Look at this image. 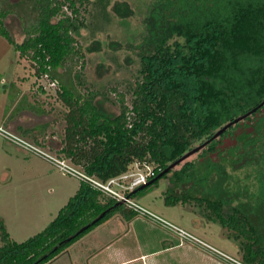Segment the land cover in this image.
<instances>
[{
    "label": "trees",
    "instance_id": "trees-1",
    "mask_svg": "<svg viewBox=\"0 0 264 264\" xmlns=\"http://www.w3.org/2000/svg\"><path fill=\"white\" fill-rule=\"evenodd\" d=\"M85 1L20 0L0 11V34L58 81V97L70 108L64 158L104 181L135 162L154 166L156 176L131 193L134 199L170 176L182 191H168L166 204L200 205L239 241L243 264H264V105L252 111L264 100V0H149L130 103L113 88L118 112L100 103L98 91L83 94L69 67L79 52ZM111 1L96 2L107 14ZM25 3L33 5L32 14L20 7ZM15 7L28 29L22 42L4 23ZM124 7L114 6L117 12ZM230 137L234 142L224 145ZM199 145L204 146L193 159L160 176ZM230 170L250 171L244 181ZM251 178L256 181L249 185ZM115 215L141 214L81 180L54 220L25 241L14 240L0 220V264H47Z\"/></svg>",
    "mask_w": 264,
    "mask_h": 264
},
{
    "label": "rangeland",
    "instance_id": "rangeland-1",
    "mask_svg": "<svg viewBox=\"0 0 264 264\" xmlns=\"http://www.w3.org/2000/svg\"><path fill=\"white\" fill-rule=\"evenodd\" d=\"M19 1L0 0V11L3 7L11 8L10 4ZM96 1H85L82 6L80 5L85 25L80 27V35L76 37L79 54L73 57L69 67L74 75L76 87L82 90L83 94L87 95L90 90L98 91L100 103L108 110L118 112L119 92L126 93L127 102L130 103V91L139 76L141 60L137 52L145 33L142 19L148 9L149 0H112L111 11L108 9L107 14L101 12ZM118 4L121 7L125 6L123 11L117 12L114 8ZM22 6L27 13H33L31 3H25L20 7ZM18 10L15 7L14 11L17 12H11L4 23L14 39L22 42L28 29L22 18L24 17L21 14L22 10L21 13ZM114 87H117L119 92L114 91ZM24 110L29 111L22 113ZM68 110L70 108L58 97L56 87L38 69L31 54L21 55L13 44L0 34V220H3L11 237L18 242L37 234L53 221L59 210L77 192L81 179L65 172L47 156L12 141L8 138V133L13 134L9 131H17L19 125L39 128L28 134L21 132L25 137L23 139L43 148L48 152L47 155L50 153L53 157L62 159L64 154L60 149L63 145ZM41 111L42 114L37 113ZM224 142V145H228L234 142V138H227ZM197 152L191 153L183 160L193 159ZM67 160L71 162L70 159ZM131 169L139 171L138 164L133 163ZM249 171H239L235 174L230 170V173L245 181L244 176H247ZM253 181L256 180L251 178L247 184ZM202 190L201 188L200 191ZM168 191L173 194L182 191V187H174L170 176L161 178L157 184L141 191L135 196V200L171 224L193 234L202 242L182 238L175 229L167 226L183 241L185 239L197 243L201 248L195 245L198 252L193 250L189 255L187 253V258L185 257L187 250L182 249L184 257L181 263L173 259L167 263L162 261V264L243 263V250L239 241L230 238L228 231L217 219L208 218L202 207L194 202L166 204L165 196ZM192 193L196 195V192ZM197 195L202 194L198 192ZM156 222L154 220L152 224H138L136 228L133 226L130 232L126 230L128 228L126 223V227H123L124 243L130 242L132 238L133 242L136 241L132 231L142 235L140 239L143 242L142 231L153 230L160 225V222ZM103 229L105 235L102 240L108 238L111 232L105 227ZM113 235L110 241L113 240ZM88 238L85 237L69 247L47 264H88L96 251L104 249L97 243L99 239L91 247L85 244ZM214 249L224 252L229 257ZM162 255L160 253L157 259L163 260Z\"/></svg>",
    "mask_w": 264,
    "mask_h": 264
},
{
    "label": "crops",
    "instance_id": "crops-1",
    "mask_svg": "<svg viewBox=\"0 0 264 264\" xmlns=\"http://www.w3.org/2000/svg\"><path fill=\"white\" fill-rule=\"evenodd\" d=\"M37 129L39 130V128L36 127L31 128V130L34 132L37 131ZM28 130L26 132L27 134L29 133ZM143 217L144 216L140 218V216H138L133 219H126L121 215H115L105 223L90 231V234L87 233L81 237L79 240L73 243L70 248L85 237L88 238V235L89 238L86 240L85 244L90 247L99 239L97 243H99V246L104 247V249L101 251H96V253H94V255L88 261V264H162V261L167 263L171 262L173 259L174 261L181 263L183 262L182 257H184L182 249L187 250V252H185L186 258L191 253V251L194 250L198 252V249L195 246L198 245L197 243H193L185 239L183 241V239L176 232L172 231V229L167 227L163 222L152 218L151 220L148 218V216H145L146 219ZM145 220L147 222H145ZM154 220L155 222L157 221L156 223L160 222L159 224L163 227L158 225L153 230L142 231V234L144 235V240L142 238L143 242H141L140 239L142 235L132 231L136 241L133 242L132 238L130 242L124 243L125 234L123 233V227H126V223L128 224V228H126V230L131 231L133 226L136 228V225L138 224H152ZM103 227L111 231L108 238H105L104 240H102L103 235H105ZM112 235L113 240L110 241V237ZM198 247L201 248L200 245H198ZM160 253L163 254V260L162 258L157 259ZM175 254H179V256Z\"/></svg>",
    "mask_w": 264,
    "mask_h": 264
},
{
    "label": "built area",
    "instance_id": "built-area-1",
    "mask_svg": "<svg viewBox=\"0 0 264 264\" xmlns=\"http://www.w3.org/2000/svg\"><path fill=\"white\" fill-rule=\"evenodd\" d=\"M45 75L46 77L50 79L51 84L56 87V91L58 92V89H59L58 81L56 79H52L49 76V74H45ZM8 138H11L12 141L19 143L21 146L27 149L30 148V150L35 151L38 154L47 156V158L53 161L58 167L63 169L65 172L79 177L82 181L88 182L90 185L100 190L106 196L114 198L122 203H125L129 208L136 210L141 215H145L157 221L163 222L166 226H171L173 229L176 230V232L182 238L194 239L195 241L198 240L199 242H202L200 239H198L193 234L189 233L183 228H180L176 225L171 224L170 222L166 221L165 219H163L156 213L147 209L146 207L138 203L131 196V193L133 191H135L138 187L147 184L153 177L156 176L157 171L155 170L154 166L149 165V164H144V166L142 167L139 162H135L138 164L139 171H133L131 169V166L133 165L132 164L129 168V171L119 176L111 177L108 180L104 181L95 176L88 175L82 168H80L79 165L74 164L72 161L69 162L67 158L63 157L62 159H59L57 157H53L52 154L50 155V153L49 155H47L48 152H46L43 148L27 142L23 138H19L16 135L10 134V133H8ZM214 250L218 251L219 253L225 256L227 255L218 249H214ZM226 257H229V255H227ZM230 259L232 258L230 257ZM240 264H243V263H240Z\"/></svg>",
    "mask_w": 264,
    "mask_h": 264
},
{
    "label": "water",
    "instance_id": "water-1",
    "mask_svg": "<svg viewBox=\"0 0 264 264\" xmlns=\"http://www.w3.org/2000/svg\"><path fill=\"white\" fill-rule=\"evenodd\" d=\"M262 105H264V100L257 106L255 107L252 111L257 110L259 107H261ZM251 111V112H252ZM251 112H248L247 114L240 116L238 118H236L235 120L229 122L228 124H226L223 128H221L218 132H216V134L214 135V137L219 136L223 131H225L226 129L229 128V126L233 125L235 122L242 120L244 117H246L248 114H250ZM202 145L194 148L193 150L189 151L188 153H186L184 156H182L179 160H177L176 162L170 164V166L168 168H166L161 174L168 172L171 168H173L176 164H178L179 162H181L183 159H185L187 156H189L191 153L198 151V149L201 147ZM149 183V182H148ZM146 185V184H145Z\"/></svg>",
    "mask_w": 264,
    "mask_h": 264
},
{
    "label": "flooded vegetation",
    "instance_id": "flooded-vegetation-1",
    "mask_svg": "<svg viewBox=\"0 0 264 264\" xmlns=\"http://www.w3.org/2000/svg\"><path fill=\"white\" fill-rule=\"evenodd\" d=\"M23 110V109H22ZM27 111H29V110H24V111H22V113L24 112V113H26ZM31 111V110H30ZM33 111V110H32ZM31 111V112H32ZM69 111V110H68ZM38 114H42L43 112L41 111V112H37ZM28 129H31V128H29V127H27V125H19L18 127H17V131H14L13 129H11V130H13V131H9V132H11V133H13L14 135L16 134V135H18L20 138H25L24 137V135L22 136L21 135V132L22 133H24V134H27L26 132H27V130ZM41 129V128H40ZM38 130V129H37ZM42 130V129H41ZM19 131V132H18ZM30 132H33V130H31Z\"/></svg>",
    "mask_w": 264,
    "mask_h": 264
}]
</instances>
